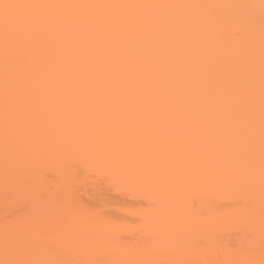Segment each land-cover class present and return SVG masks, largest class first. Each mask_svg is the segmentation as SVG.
<instances>
[{
    "label": "bare ground",
    "instance_id": "obj_1",
    "mask_svg": "<svg viewBox=\"0 0 264 264\" xmlns=\"http://www.w3.org/2000/svg\"><path fill=\"white\" fill-rule=\"evenodd\" d=\"M0 264H264V0H0Z\"/></svg>",
    "mask_w": 264,
    "mask_h": 264
}]
</instances>
